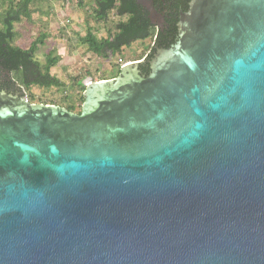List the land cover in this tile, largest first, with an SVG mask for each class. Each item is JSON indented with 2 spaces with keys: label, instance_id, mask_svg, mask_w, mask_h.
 I'll return each instance as SVG.
<instances>
[{
  "label": "water",
  "instance_id": "1",
  "mask_svg": "<svg viewBox=\"0 0 264 264\" xmlns=\"http://www.w3.org/2000/svg\"><path fill=\"white\" fill-rule=\"evenodd\" d=\"M21 95L0 87V264H264V0H191L79 115Z\"/></svg>",
  "mask_w": 264,
  "mask_h": 264
},
{
  "label": "rangeland",
  "instance_id": "2",
  "mask_svg": "<svg viewBox=\"0 0 264 264\" xmlns=\"http://www.w3.org/2000/svg\"><path fill=\"white\" fill-rule=\"evenodd\" d=\"M92 0H81V7L75 1L62 2L60 0H35L31 6L30 21H21L14 26L16 39L14 45L26 50L40 34L47 35L44 46L40 47L34 59L44 64L46 56L54 52L59 61L50 70V76L63 84V89L32 87L25 96L31 105H47L65 109L73 107L74 113L80 112V90L76 88L74 79L82 78L81 84L86 88L89 84L100 79L112 80L117 69L127 64L142 62L146 56L152 55L151 39L131 44L118 55H108L99 58L90 53L79 42L87 29L97 40L104 39L112 25L118 19L109 16L104 24H96L91 19L90 9ZM66 110V109H65Z\"/></svg>",
  "mask_w": 264,
  "mask_h": 264
},
{
  "label": "trees",
  "instance_id": "3",
  "mask_svg": "<svg viewBox=\"0 0 264 264\" xmlns=\"http://www.w3.org/2000/svg\"><path fill=\"white\" fill-rule=\"evenodd\" d=\"M35 0H0V87L7 94L19 92L26 96L32 87L49 89H63L64 86L56 78L50 76L59 59L50 52L43 65L34 57L38 49L44 46L47 35L40 34L26 50L15 46L16 32L14 26L21 21H30L31 6ZM62 2L75 1L81 7V0H60ZM155 1V0H152ZM90 17L96 24H104L110 15L118 21L112 25V31L107 32L104 39L97 40L87 29L79 42L87 50L99 58L108 55H118L131 44L147 39L153 40L152 53L168 48L175 40L174 30L162 34L155 33L147 18L143 7L135 0H92ZM142 74L147 75L149 70L146 63L139 67ZM120 70L117 69L115 77ZM104 79H100L103 81ZM82 78L74 79V86L80 90V103H83L85 88L81 84ZM99 82V81H98ZM31 104V103H30ZM69 113H74L73 107H65ZM80 112L76 114L79 115Z\"/></svg>",
  "mask_w": 264,
  "mask_h": 264
},
{
  "label": "flooded vegetation",
  "instance_id": "4",
  "mask_svg": "<svg viewBox=\"0 0 264 264\" xmlns=\"http://www.w3.org/2000/svg\"><path fill=\"white\" fill-rule=\"evenodd\" d=\"M135 1L138 3V0ZM146 1L149 2L155 15H151V13H149L147 9H145L141 5L140 6L145 9L147 18L154 32L166 34L174 30V32L177 34V24L179 22V19L183 14L188 12L191 0Z\"/></svg>",
  "mask_w": 264,
  "mask_h": 264
}]
</instances>
